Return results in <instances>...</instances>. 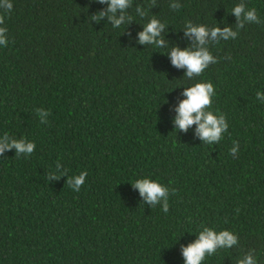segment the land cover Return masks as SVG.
<instances>
[{"label": "trees", "instance_id": "trees-1", "mask_svg": "<svg viewBox=\"0 0 264 264\" xmlns=\"http://www.w3.org/2000/svg\"><path fill=\"white\" fill-rule=\"evenodd\" d=\"M11 3L0 9V136L35 147L0 152V264H185L204 227L239 242L202 264H238L250 249L264 264V0H131L114 14L119 28L101 0ZM239 4L260 22L238 20ZM152 19L165 25L162 47L139 43ZM189 22L237 32L206 38L217 63L191 80L169 55L196 50ZM200 82L215 91L205 111L228 123L210 146L197 125L174 123ZM58 163L65 174L53 179ZM145 177L175 189L167 214L131 184Z\"/></svg>", "mask_w": 264, "mask_h": 264}, {"label": "clouds", "instance_id": "clouds-1", "mask_svg": "<svg viewBox=\"0 0 264 264\" xmlns=\"http://www.w3.org/2000/svg\"><path fill=\"white\" fill-rule=\"evenodd\" d=\"M109 5L108 12L112 15L109 19L113 21V27L119 28L122 23L121 19H115L114 14L117 10L123 12L124 9L130 6L131 0H101ZM178 7V5H173ZM13 8L11 0H0V9L10 12ZM232 14L239 20L243 14V21L249 23H259L260 21L256 15V9L245 11L243 4L236 5L231 9ZM98 19V18H97ZM242 26V25H241ZM165 25L160 24L156 19H152L144 31L139 34V43H155L157 47L164 46L163 39H156L160 36V33L164 30ZM185 35L188 37H194L196 42V50H180L179 48H173L170 52V59L173 66L176 68H186V77L191 80L193 77H200L201 74L210 66L217 63L216 58L212 52L204 47L206 38L212 40L228 41L235 40L237 38V32H234L228 28L222 31L219 28H212L210 31L203 25L193 26L190 22L185 25ZM7 29L0 27V47H7L8 40L6 38ZM218 44V42H217ZM183 95L186 97L179 103L176 108L177 116L175 118V125L179 130L186 131L193 124L197 125L198 136L205 141L206 145H213L220 142L224 134L228 131V123L226 117L220 113H214L212 110L205 111V109H211L212 97L215 95L214 86L210 82L195 83L194 86L187 88ZM255 99L258 102L264 103V92L257 91ZM237 142H233L232 148L229 150L232 156L236 155ZM34 144H24L23 141L11 140L9 142V136L4 134L0 136V152L4 150L15 148L17 157L21 153L26 156L32 153ZM59 174V176L57 175ZM63 171H60V165L57 164V168L53 171L52 178L59 179L64 175ZM87 177L86 172H81L79 175L72 176L68 181V186L73 191H79L80 187L85 183ZM171 183V182H170ZM134 188L139 190L141 197L152 204H161V210L167 214L169 210V196L175 194V189L169 192V188L159 181L152 180L150 178H138L132 183ZM238 236L228 230H222L216 232L210 227H204L202 231L198 233V238L194 243L189 244L182 249V256L185 260V264H202L207 257H211L216 249H228L238 244ZM238 264H258V255L255 249H250L246 255L243 256Z\"/></svg>", "mask_w": 264, "mask_h": 264}]
</instances>
